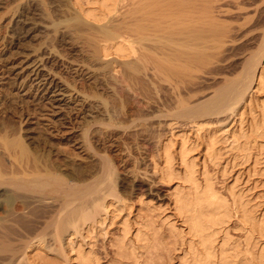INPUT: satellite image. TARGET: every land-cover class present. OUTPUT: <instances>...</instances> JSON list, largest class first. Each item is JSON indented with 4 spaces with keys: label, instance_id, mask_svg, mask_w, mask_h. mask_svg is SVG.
Masks as SVG:
<instances>
[{
    "label": "rangeland",
    "instance_id": "rangeland-1",
    "mask_svg": "<svg viewBox=\"0 0 264 264\" xmlns=\"http://www.w3.org/2000/svg\"><path fill=\"white\" fill-rule=\"evenodd\" d=\"M37 2L40 9H46H42L44 13L47 11L46 15L65 23V35L81 46L79 48L83 51L84 62L98 66L99 73L92 79L82 78L79 81L84 89H92L107 103L110 102L112 107L108 106L117 119L123 113L131 112L137 116L150 117L142 123L146 131L144 139L141 132L139 139L135 138L141 152L145 150L146 153L141 163L144 164L141 168L144 170L146 186L131 190L120 182L119 158L107 146V138L103 140L102 137L98 148L116 167L117 179L113 187L117 188L115 191L121 202L108 198L105 203L108 213L98 215L97 223L88 226V232L81 237V222L75 230L70 227L56 234L54 227L42 224L49 214L48 207L32 210L33 207H29L27 210L20 207L16 197L11 198L9 207H4L9 210L5 209L3 216L7 214L5 216L16 219L18 214L20 219H24L15 223L19 218L12 220L6 217L7 223L0 228V241L8 245L7 248L0 247L2 255H7L5 262L22 264L26 247L36 242L39 248L32 255L33 264H75L73 254L68 252L65 245L69 237L75 246H83L82 249L90 253L94 264H190L193 251L199 247L173 201L176 188L180 186L178 189L183 187L186 190L187 186L177 179L164 182L154 169V163L162 167L164 156H159V150L162 142L166 143L172 133L173 166L176 170L183 173L179 166V147L187 141L185 145L191 150L188 154L197 164L198 176H209L217 194L230 204L237 202L239 206L241 202L240 205L247 207L245 210L255 215L257 227H261L253 230L245 220L243 223L240 217L242 213L234 214L217 235V244H226L224 247H229L226 250L230 251L227 252L229 256H233L235 251L237 254L233 259L238 260V263L245 260L249 264H264L261 258H264V136L258 138L256 134L257 124L261 123L264 114V88L248 90L237 113L214 118L215 123L212 119L209 122L201 121V125L204 123V126L213 129L210 137L214 145H211L210 137L203 130H194L187 119L179 118L176 114L179 104L184 106L202 98L207 100L229 89L230 78L238 70L237 61L232 57L239 50L258 54L263 46L264 0H120L117 11L106 26L92 24L85 19L72 0ZM107 32L110 33L107 42L130 40L132 46H136L134 50L138 55L134 54L136 57L133 55L125 60L115 59L111 55L107 61L97 56L95 53L99 55V43L104 42L102 35ZM94 54L96 56L92 57ZM112 68H116V73ZM62 74L69 76L67 73ZM261 79L264 83V67ZM0 117L4 122L10 120L9 115L0 114ZM228 130L229 136L226 135ZM245 140L248 142L246 145ZM242 147H248L246 150L249 152ZM241 151L247 153L242 154ZM0 158L3 159H0V170H4L6 162L1 155ZM203 171L205 174L201 173ZM243 205L242 208H245ZM128 227L129 233L126 235L123 231ZM137 232L142 235L139 239L136 237ZM236 250L240 251L239 255Z\"/></svg>",
    "mask_w": 264,
    "mask_h": 264
},
{
    "label": "bare ground",
    "instance_id": "bare-ground-1",
    "mask_svg": "<svg viewBox=\"0 0 264 264\" xmlns=\"http://www.w3.org/2000/svg\"><path fill=\"white\" fill-rule=\"evenodd\" d=\"M37 1L39 0H0V114L9 115L10 118L8 122L0 120V155L6 162V167L3 166L5 169L0 170V211L2 212L0 228L7 223V218L12 219L5 216L7 214L3 216V212L5 209L9 210L4 207H9L11 198L16 197L17 203L21 208L24 207L23 209L48 207L49 214L42 224L54 227L56 234L59 231H67L70 227L75 230L76 225L81 222V237H84L85 232H88L87 227L97 223V216L108 213L105 204L108 198L121 202L120 196L115 191L117 188L113 187V182L117 179L116 167L98 148L102 137L103 140L107 138V146L119 158L120 182L131 190L145 187L144 170L141 168L144 164L141 163L146 158V153L145 150L141 152L135 138H138L140 132L143 135L141 137H144L145 130L142 123L144 124L150 117L137 116L131 112L123 113L120 119H117L116 114L114 115L113 110L110 109L112 107L110 102L107 103L105 98L91 88V90L84 89V85L82 86L79 81L82 78L92 79L99 71L98 66L84 62L83 51L79 48L81 46L65 35V23L60 18L61 22L46 15L47 11L44 13L46 9H43L44 7H42L44 11L40 9ZM83 17L89 21L93 19H88L86 14ZM91 22L100 25L99 22L102 21L99 18ZM148 37L151 39L150 36ZM261 40L263 46L257 55L246 50H239L235 55L233 54L232 58L237 61L238 70L230 78V87L229 89L227 87V91L221 95H213L207 100L202 98L188 105L179 104L177 116L187 119V123L193 126L194 130L195 128L199 131L203 130L205 135L210 137L213 129L204 126V123L201 125V121L209 122L210 119L228 113H237L248 90L264 88L261 79V70L264 67L263 32ZM129 41L120 40L116 48L113 46L116 42H100L101 45L97 50L99 55L95 54L103 60L106 58V61L110 59L112 53L116 54L115 59L132 58L134 54H138L135 53L136 49L134 50L136 46L133 47V43ZM146 43L148 44L145 41ZM112 49L114 50L111 53ZM95 54L92 57L96 56ZM112 69L116 73V68ZM62 73H67L69 76L66 77ZM223 79L226 81V78ZM208 102L209 104H206ZM262 118L261 123L257 124V132L255 131L258 138L264 136V114ZM169 135L167 142H162L159 150V156H164L161 161L163 165L160 167L154 163V169L164 182L169 183L177 179L187 186L186 190L183 187V190L178 189L180 186L176 188L173 201L178 213L185 218L189 231L197 240L199 247L193 251L194 256L190 264H249L245 260L238 263V256L235 261L233 259L237 254L235 251H232L233 256L232 254L229 256L227 252L230 251H226L229 247H224L226 245L224 243L218 245L217 235L223 231L224 225L234 214L240 215V213L243 223L245 220L251 229H260L253 217L255 215L252 216V211L245 210L247 207L243 204L245 208H242L241 202L239 206L237 202L230 204L222 195L221 197L217 194L213 189L211 178L204 175L205 171L201 172L205 177L201 179L198 176L197 164L188 154L191 150L185 145L187 142L185 140L179 147V166L183 169V173L180 174L173 166L174 139L171 138L172 133ZM226 135L229 136V130ZM55 140L62 142L55 143ZM210 140L213 141L211 137ZM245 142L246 145L248 142L247 140ZM211 145L214 143L212 142ZM211 147L210 151H213L215 147L213 149ZM245 151L241 153L249 152ZM20 211L22 212L21 209ZM26 215L28 216V213ZM15 217L19 218L18 214ZM20 218L15 223L24 219ZM124 232L128 235L129 227ZM136 237L139 239L142 235L137 232ZM65 245L68 252L73 254L75 264H94V259L90 253L82 249L83 246L76 245L77 248L69 237ZM1 246L7 248L8 245L0 241ZM38 248L36 242L30 243L26 247L22 264H33L32 255ZM237 252L239 255L240 251ZM6 256L2 255V251L0 252V264H7Z\"/></svg>",
    "mask_w": 264,
    "mask_h": 264
},
{
    "label": "crops",
    "instance_id": "crops-1",
    "mask_svg": "<svg viewBox=\"0 0 264 264\" xmlns=\"http://www.w3.org/2000/svg\"><path fill=\"white\" fill-rule=\"evenodd\" d=\"M73 5L75 8L82 13L83 16H88V19H99L101 18L102 22H99L100 25L106 26L107 22L109 21L110 17L117 11L118 4L120 0H72ZM116 7V8H115ZM113 9L115 11H113ZM103 19V20H102ZM91 20V21H92ZM110 37V33L107 32L104 35H102V38L104 41H107ZM126 39H122L124 42ZM118 40L117 42H119ZM116 43L113 44L114 48H116ZM114 49L111 50V53ZM111 55L116 56L115 53H112ZM110 55V56H111Z\"/></svg>",
    "mask_w": 264,
    "mask_h": 264
}]
</instances>
